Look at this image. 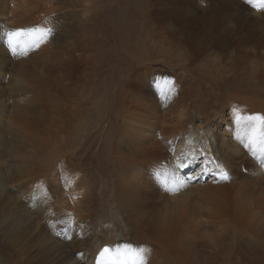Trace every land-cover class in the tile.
Here are the masks:
<instances>
[{"label": "rangeland", "instance_id": "obj_1", "mask_svg": "<svg viewBox=\"0 0 264 264\" xmlns=\"http://www.w3.org/2000/svg\"><path fill=\"white\" fill-rule=\"evenodd\" d=\"M28 1L31 7L25 16L0 13V153L6 152L0 156V176L6 160L12 189L9 208L0 209V223L11 210L19 216L26 208H37L40 227L47 229L52 215L75 211L81 203L88 215L77 226L82 237L89 243L95 235L108 241L115 226L120 229L121 220L127 226L141 211L168 217L165 202L174 201L164 197L171 193L169 171L190 159L180 154L179 147L191 154L216 144L222 147L217 148L216 157L207 153L211 167L205 163L201 172L205 175L203 170L208 168L210 179L195 189L187 178L192 207L188 215L198 228L185 232L188 220L180 219L179 231L175 219L181 217L177 216L170 220L168 233L173 240L174 235L182 237V246L192 250L198 264H264V163L254 162L250 144L240 154L219 145L238 126L237 114L264 116V10L247 0ZM39 28L52 31L37 45L34 41L39 40V33L31 30ZM17 30H24L25 35L13 51L7 34ZM23 85L31 88H27L30 94ZM46 97L52 98L49 103ZM255 104L262 107L253 111ZM223 118L232 124L226 125ZM201 129L209 133L206 139ZM247 132L251 138L252 128ZM260 132L264 133V126ZM226 139L230 145L236 136ZM102 147L109 153L108 172L99 160ZM20 148L25 152L19 153L16 149ZM259 152L257 146L255 154ZM196 159V163L202 160ZM43 180L48 182L42 187L49 197L42 205L37 202L40 196L33 195L29 201L26 189L20 188L29 182L41 186ZM123 185L137 186V196L145 204L128 208L120 219L121 206H116L121 189L126 188ZM75 197L82 201L77 204ZM57 199H69V203L57 206ZM62 219L56 220L55 230L68 242L75 225L71 217ZM69 243L57 257L39 258L33 264H76L84 250ZM175 243L170 241L166 253H161L164 259L147 252L136 263L164 264L169 259V264H175L170 256ZM0 256V264H5L8 257L1 247Z\"/></svg>", "mask_w": 264, "mask_h": 264}, {"label": "bare ground", "instance_id": "obj_2", "mask_svg": "<svg viewBox=\"0 0 264 264\" xmlns=\"http://www.w3.org/2000/svg\"><path fill=\"white\" fill-rule=\"evenodd\" d=\"M39 2V1H38ZM51 2V0H50ZM42 3V2H41ZM52 3V2H51ZM48 6V5H47ZM31 7V2H29L28 0H0V13H4V15L6 14L7 11L11 12V15L12 14H22L23 16H25V12H28L29 9ZM41 8V7H40ZM43 9H46V8H42ZM41 10V11H42ZM31 11V10H30ZM38 11L40 12L39 10V6H38ZM0 14V15H1ZM33 14V13H32ZM31 14V15H32ZM39 15V14H38ZM50 15V14H49ZM15 16V15H13ZM3 17V16H1ZM46 18V17H45ZM48 18V17H47ZM20 20V18H18ZM17 20V19H16ZM22 20V19H21ZM24 20V19H23ZM26 20V19H25ZM29 20V19H28ZM35 21H37L36 19H34ZM40 20V19H39ZM51 20V17L50 19ZM48 20V21H49ZM42 21H45V20H42ZM17 22V21H16ZM21 22V21H20ZM32 22V21H31ZM42 24V23H40ZM2 26H4L2 24ZM19 26V25H18ZM5 27V26H4ZM49 28V26H47ZM38 28V27H37ZM47 28V29H48ZM1 29V27H0ZM40 29V28H39ZM28 36H31L30 34ZM25 40V39H24ZM51 42V41H50ZM4 44V43H3ZM50 44V43H49ZM7 45V44H6ZM5 45V46H6ZM38 45V44H37ZM4 46V47H5ZM25 46V45H24ZM7 47V46H6ZM48 48V47H47ZM28 49V48H27ZM44 49V48H43ZM6 50H8V48H6ZM3 51V50H2ZM10 53V52H9ZM11 55V54H10ZM19 56V55H18ZM16 58V57H15ZM7 59V58H6ZM29 59V58H28ZM10 60V58H9ZM17 64H19L18 62H16ZM30 63V62H29ZM40 63V62H39ZM22 64V63H21ZM13 66V64H11ZM30 64H28L27 66H29ZM11 66V67H12ZM23 67V66H22ZM32 67V66H31ZM30 67V68H31ZM3 68V62L0 61V70ZM26 68V66H25ZM37 68V67H36ZM17 69V68H15ZM19 69V68H18ZM28 69V68H27ZM40 69V68H39ZM14 70V69H12ZM6 71V70H5ZM18 71V70H16ZM26 71V70H25ZM34 71V70H32ZM45 71V70H44ZM36 72V71H35ZM40 72V71H39ZM37 72V74L39 73ZM48 72V71H46ZM7 73V72H6ZM13 73V71H12ZM19 72H17L18 74ZM27 74H29V72H25ZM32 73V72H31ZM43 73V72H42ZM5 74V73H4ZM14 74V73H13ZM44 74V73H43ZM9 76V75H8ZM15 76V74L13 75ZM18 76V75H16ZM22 77V75H20ZM28 76V75H27ZM27 76H25L24 80L26 79L27 80ZM36 76V74L34 75ZM48 76V75H47ZM9 78V77H8ZM48 79V78H47ZM17 80V77L16 79ZM41 81V79H39ZM31 82H28V83H34L32 82L33 80H30ZM38 82V81H37ZM43 82V81H41ZM48 82V81H47ZM27 83V84H28ZM18 84V83H17ZM24 84V83H22ZM26 84V82H25ZM29 85V84H28ZM19 86H22L21 84H19ZM26 90L28 91L27 93H29V89L28 87H26L25 85H23ZM34 86V85H32ZM93 87V86H92ZM12 88V87H11ZM15 88V87H13ZM18 88V87H17ZM29 90H28V89ZM35 88L32 87V89ZM37 88V86H36ZM43 88V87H42ZM47 88V87H46ZM41 89V88H39ZM51 89V88H50ZM53 89V88H52ZM4 90V89H3ZM2 90V91H3ZM11 90V89H10ZM34 90V89H33ZM32 90V91H33ZM38 89H36L35 91H37ZM12 91H15V90H12ZM18 91V90H17ZM31 91V92H32ZM8 92V91H6ZM10 92V91H9ZM19 92V91H18ZM38 92H40L38 90ZM48 92V91H47ZM51 92V91H50ZM44 93V92H43ZM16 94H18L16 92ZM14 95V96H17V95ZM22 94V93H21ZM24 94V93H23ZM30 94V93H29ZM29 94L27 96H29ZM47 94V93H46ZM51 94V93H50ZM36 94L34 93L33 96H35ZM45 96V94H42ZM53 95V94H52ZM9 96V95H8ZM26 96V98H27ZM32 96V94H31ZM30 96V97H31ZM39 96V95H37ZM57 96V95H56ZM41 97V96H39ZM12 98V97H11ZM25 98V97H24ZM32 98V97H31ZM46 98H49V97H46ZM3 99V98H2ZM6 99V98H5ZM16 99V98H15ZM29 99V98H28ZM40 99V98H39ZM45 99V98H44ZM50 99L52 98H49L47 100H49L47 103L50 102ZM21 100V99H19ZM82 100V99H81ZM103 100V99H102ZM38 101V100H37ZM54 101V100H53ZM104 101V100H103ZM11 102V101H10ZM9 102V103H10ZM32 102V101H31ZM41 103V101H39ZM43 102V101H42ZM58 102V101H56ZM61 102V101H60ZM97 102V101H96ZM99 102V101H98ZM105 102H106V99H105ZM12 103V102H11ZM21 103V102H20ZM36 103V101H35ZM38 103V102H37ZM52 103V102H51ZM59 103V102H58ZM56 103V104H58ZM63 103V102H61ZM82 103V106H83V103L84 102H81ZM86 103V102H85ZM91 103V101H90ZM46 103H43V104H39L38 103V106L39 105H44L45 106ZM53 104V103H52ZM64 104V103H63ZM62 104V107H64V105ZM94 104V103H93ZM104 104V103H102ZM10 105V104H8ZM16 105V104H15ZM14 105V106H15ZM17 105L19 106L20 104L17 103ZM23 105V104H22ZM33 105V104H32ZM37 105V104H36ZM35 105V106H36ZM47 105V104H46ZM60 105V104H59ZM101 105V104H100ZM105 105V104H104ZM1 106V104H0ZM4 106V105H3ZM49 106V105H48ZM47 106V107H48ZM61 106V105H60ZM87 106V105H86ZM103 106V105H101ZM17 107V106H16ZM20 107V106H19ZM18 107V108H19ZM67 106H65L64 108H66ZM90 107V106H88ZM87 107V108H88ZM255 108H252L253 111L254 110H257V109H260L262 107V105L260 104H255L254 106ZM34 108V107H33ZM38 108V107H36ZM40 108V107H39ZM38 108V109H39ZM70 109V107H67ZM6 109V108H5ZM4 109V110H5ZM24 109V108H23ZM45 109V108H44ZM102 109V108H100ZM104 109V107H103ZM1 110V109H0ZM9 110V109H8ZM16 110V108H15ZM18 110V109H17ZM34 110V109H33ZM42 110V109H41ZM32 111V109H31ZM53 111V110H52ZM68 111V110H67ZM103 111V110H102ZM101 111V112H102ZM106 111V109H105ZM4 112V111H3ZM9 112V111H8ZM36 112V111H35ZM41 112V111H39ZM38 112V113H39ZM86 112V111H85ZM88 112V111H87ZM14 113V112H13ZM46 113V112H45ZM66 113L68 112H65V116H66ZM7 114V113H6ZM37 114V113H36ZM41 115V113H39ZM47 114V113H46ZM54 114V113H52ZM4 115V114H2ZM70 115V114H69ZM9 116V114H8ZM37 116V115H36ZM62 117L63 118H65ZM38 117V116H37ZM135 117V116H134ZM36 118V117H35ZM40 119V118H39ZM37 118V120H39ZM48 119V118H47ZM59 119V118H57ZM61 119V120H62ZM41 120V119H40ZM64 120H68L67 118L64 119ZM42 121V120H41ZM223 123H225L226 125H231L232 123L231 122H228V118H223L222 119ZM13 122V120H12ZM48 122V121H47ZM62 122V121H60ZM67 124L68 122L65 121ZM15 123V122H13ZM32 124V123H31ZM42 124V123H41ZM50 124V123H49ZM85 124V123H84ZM63 125H66L65 123ZM138 125V124H137ZM43 126V125H42ZM136 126V125H135ZM37 127V126H36ZM52 127V126H51ZM44 128V127H43ZM247 128L248 127H245L243 124H238V126L234 125L233 126V131L232 132H227L225 134L224 137H222L220 139V144L219 145H226V146H223L227 149L228 152L232 153V154H240L242 152H244V150H246L245 148L248 147L249 145V135H248V132H247ZM3 129V128H2ZM202 130V129H201ZM14 131V130H13ZM135 131V130H134ZM212 131V130H210ZM5 132V131H4ZM3 132V133H4ZM49 132V130H48ZM192 132V131H191ZM14 133V132H13ZM16 133V132H15ZM14 133V134H15ZM63 133H65L63 131ZM201 133V132H200ZM202 133H205V139L206 137H208L207 135V132H205L204 130H202ZM213 134V133H212ZM1 135V134H0ZM141 135H144V134H141ZM140 135V136H141ZM28 136V135H27ZM214 136V135H213ZM228 136H236V139L234 141H232V143L229 145V143L227 142L228 139H226ZM0 137H3V136H0ZM23 137V136H22ZM5 138V137H4ZM19 138V137H18ZM213 140L215 139V137L212 138ZM21 140V139H20ZM25 140V139H24ZM43 141V140H42ZM41 141V142H42ZM23 142V140H22ZM4 143V142H3ZM43 143V142H42ZM61 143V142H60ZM59 143V144H60ZM214 145V143H212ZM30 145H35V144H31ZM40 145V144H39ZM38 145V146H39ZM43 145V144H41ZM45 145V144H44ZM21 146V145H20ZM231 146V147H230ZM17 147V146H16ZM222 147V146H211L209 145V147H207L206 150H203V151H199V152H196V151H192L191 154L189 153V151H187V148L184 147V146H181L179 147L180 148V154L183 153L187 158L189 155L190 159L189 160H186L185 162L183 163H177V167H174V170H172V168L170 169L169 171V175L172 176L173 179H170L168 181H170V184L169 186H171V193L169 194L168 193V196L165 195V200H170V199H174V201L170 204H168V202L166 203L165 202V205H166V216L168 217H165L164 214L162 213H158L156 212L155 214H153L152 216H148L147 212L144 210L143 212L141 211V214H138L137 217H136V220L134 219V221L131 219H129L130 222H128V225L124 226V223L123 221L121 220V223L122 225H120V229L118 228V225L115 226L118 228V230L114 231V229H111L113 230L114 232L111 233V236L108 237V241L105 240V238L102 236H98V235H95L94 236V242L93 243H89L86 239H84L82 237V235L80 234L79 232V229L77 228V226L81 225V223L87 219L88 215H86L87 213V210H84L82 209V205L79 201H82L81 200V197H78L75 199L78 201V204L77 207H76V210H72L71 212H67V213H63V212H60L58 213V215L54 214L51 216L52 218V221H49V223H51V225H49V228L45 229L44 227H40V221H42V219H40V215L37 211V208L35 210L34 209H30V208H26L23 212V214L17 216V213L15 212H12V210L6 214L5 217H3L1 223H0V247L2 248V251L7 255L8 259L7 261L4 260V259H1V260H4L3 263L5 264H33L35 260H39V258L41 259H45L47 257H53L56 256V254H58V251L60 252H64L65 250H62L64 249L63 247L66 246V243H68L70 241L71 243V246H75L77 248H79L80 250H84L82 252L79 253V259H77V263L76 264H94L95 263V259H96V255L98 254L100 248L104 245V244H111L113 245V247L115 248L116 252L120 255V260L125 262L126 264H133V258L137 256V252H138V245L141 246L140 249H145L146 251L144 253H147L148 252V256H159V257H162L161 253H163V251L165 252L166 249H168V245H171L170 244V241H178V246L177 247V244L175 243L174 244V250L172 251L171 253V257L173 258V261L176 262L175 264H198V259L196 257H193V253H192V250H187V248H184L182 246V237L179 238V236H175L174 235V240L171 239L168 231L170 230L171 226H170V220H174L177 216L178 217H181V218H178V219H175L178 223L177 225H180L179 227V231H182V228H181V223L184 220H188L187 222H185L187 225L184 227V230L185 232H193V231H196V229L198 228V225L195 223L194 220H192L190 217H189V213H188V210L190 209L191 205L189 203V199H187V196H189L188 192L191 190V186H188L187 185V178L191 181V183L194 184V187L195 189L198 188L200 189L201 187V183L204 182V181H207L210 179L207 178L206 176H208V174H212L211 172L208 171V168H206L204 171V174L201 173L202 172V168L203 166H205L206 164L209 166V168L211 167V164L209 162H207L206 160L208 158L211 159L212 161V158L208 155L207 153H210L212 155H214V157H216V150L218 148V150H220L219 148ZM232 148V149H231ZM4 149V148H3ZM15 149V148H14ZM25 149V148H24ZM24 149L20 148V149H16L19 153L22 152H25ZM6 150V149H5ZM32 150V149H31ZM35 150V149H34ZM42 151V149H39ZM1 148H0V152H1ZM37 151V150H36ZM46 151V150H44ZM9 152V150H8ZM51 152V151H49ZM43 153V152H42ZM41 153V154H42ZM260 155H259V161L264 163V157L262 156V151L259 152ZM2 153H0V156L3 157L2 155L6 154V152H3V154L1 155ZM12 154V153H10ZM16 154V152H15ZM40 154V153H38ZM37 154V155H38ZM49 154V153H48ZM51 154V153H50ZM108 151L107 149H105V147H102V150L98 153L99 155V160H101L100 163H102V168H103V171L105 172H108ZM112 154V153H111ZM129 154V153H128ZM127 155V154H126ZM7 156V155H6ZM12 156V155H11ZM10 156V157H11ZM16 156V155H15ZM21 156V155H20ZM26 156V155H25ZM33 156V154L31 155ZM112 156V155H111ZM8 157V156H7ZM14 157V156H13ZM22 157V156H21ZM43 158L45 156H42ZM41 158V157H40ZM196 158H199V159H202V160H199L197 163H196ZM230 158V157H229ZM10 159V158H9ZM8 159V160H9ZM13 159V158H12ZM32 159V158H30ZM42 159V158H41ZM44 159H48V158H44ZM29 160V159H27ZM30 161V160H29ZM14 162V161H13ZM18 162V161H17ZM32 162V161H31ZM113 162V161H112ZM111 162V163H112ZM135 162V161H133ZM254 162H258V161H254ZM7 161L5 160L4 163L2 162V166L4 167V174L2 176H0V209H2V207H5L7 206V208H9L10 204H8L9 200L12 198L11 196V186L9 184V181H10V176H8V173H9V167L8 165L6 164ZM20 163V162H19ZM25 163V162H24ZM206 163V164H205ZM16 164V163H15ZM23 164V163H22ZM18 165V164H17ZM24 165V164H23ZM22 165V167H23ZM31 165V163H30ZM196 165H199V168H196L197 166ZM50 166V165H49ZM100 166V167H101ZM110 166V165H109ZM1 167V166H0ZM21 167V168H22ZM173 167V166H172ZM183 167H188L187 168V171L184 172L183 171ZM17 168H19V166H17ZM20 169V168H19ZM29 169V168H28ZM38 169V168H37ZM46 169V168H45ZM109 169H112V168H109ZM24 170V169H23ZM197 170V171H196ZM1 171V170H0ZM32 171V170H31ZM46 171V170H45ZM18 172V171H16ZM20 172V171H19ZM23 172V171H22ZM188 172V174H187ZM137 173V172H136ZM134 172V174H136ZM18 174V173H17ZM16 174V175H17ZM21 174L20 173V177H21ZM29 174V173H28ZM138 174V173H137ZM201 174V175H200ZM15 175V174H14ZM54 175V174H53ZM57 175V174H56ZM121 175H124V174H121ZM46 176V174H45ZM138 176V175H137ZM213 176V175H212ZM127 177V176H126ZM19 178V177H18ZM23 178V177H22ZM48 178V177H47ZM46 178V179H47ZM131 178V177H130ZM140 178V177H139ZM39 179V178H37ZM109 179V178H108ZM127 179V178H126ZM136 180H138L137 178H135ZM260 179V178H258ZM16 180V179H15ZM71 179L69 178L68 181H70ZM88 180V178H87ZM128 180V179H127ZM132 180V179H130ZM12 181V180H11ZM33 181V179L31 180ZM42 182V180H40ZM44 181V180H43ZM49 181V180H48ZM65 181V180H64ZM67 181V179H66ZM90 181V180H89ZM129 181V180H128ZM142 181V180H141ZM29 182V181H28ZM37 182H39V180H37ZM45 182V181H44ZM55 182H58L57 180ZM85 182V181H84ZM125 182V181H123ZM132 182V181H131ZM136 182V181H135ZM33 183V184H32ZM35 182H29V184H25L22 186H25L23 188H20V189H26V193H28V200L30 201L32 198L33 195L35 196H40L39 199H38V203H40L41 205L43 204V201L45 199V197H49L48 195V192L45 190L47 188H43L42 186L46 187V183L48 182H45L43 183L41 186H38L39 184H34ZM72 183V182H70ZM94 183V182H93ZM118 183V181H117ZM18 184V183H17ZM138 184V183H137ZM120 185V184H119ZM129 185V184H128ZM124 186L123 187H126V188H123L121 189V192H120V201L119 203L117 204L118 206L117 209L119 208V205L121 206L120 207V212H119V218L122 219L120 215H123L122 212H125L128 208L129 209H133L135 210L136 208L134 206H140L141 208L143 207V204H145V200H142L140 199L137 194H139V192L137 193V191H140L138 188H134V189H129L127 186ZM139 185V184H138ZM145 185V184H144ZM209 185V184H208ZM208 185H205L208 187ZM112 186V185H111ZM116 186V185H115ZM118 186V184H117ZM204 186V187H205ZM14 187V186H13ZM71 187V186H70ZM206 187V188H207ZM28 188V189H27ZM77 188V187H76ZM15 189V188H14ZM73 189V188H72ZM87 189V188H86ZM109 189V188H108ZM18 190V189H16ZM49 190V189H48ZM206 190V189H205ZM209 190V189H208ZM25 191H21L22 192H25ZM83 191V190H82ZM152 191V190H151ZM204 191V190H203ZM13 192V191H12ZM106 192V191H105ZM147 192V191H146ZM170 192V191H169ZM76 193V192H75ZM79 193V192H78ZM115 193V192H114ZM203 194V193H202ZM19 195V194H18ZM23 195V194H22ZM26 196V195H25ZM73 196V195H72ZM171 196V197H170ZM19 197V196H18ZM61 198H63L62 196H60ZM19 198H22V197H19ZM35 198V197H34ZM108 198V197H107ZM105 198V199H107ZM116 198V197H115ZM118 198V197H117ZM207 198V197H206ZM210 198V197H209ZM18 199V198H16ZM47 199V198H46ZM205 199V198H204ZM212 199L215 200V198L212 197ZM21 200V199H20ZM23 200V199H22ZM66 200H69V199H57L55 201L56 205L57 206H60V204H62L63 202L64 203H69L68 201ZM116 200V199H115ZM207 200V199H206ZM210 200V199H209ZM33 201V200H32ZM52 201V200H51ZM148 202V201H147ZM36 204V203H35ZM116 204V203H115ZM21 205V204H20ZM25 206V205H24ZM103 206V205H102ZM23 207V206H22ZM37 207H39L37 205ZM102 208V207H101ZM192 208V207H191ZM93 209V208H92ZM98 209V208H97ZM122 209L124 211H122ZM104 210V208H103ZM192 210V209H191ZM74 211V212H73ZM132 213V212H130ZM140 213V212H139ZM94 214V213H93ZM189 214V215H188ZM194 214V213H193ZM3 216V215H2ZM118 216V215H117ZM124 216V215H123ZM44 217V216H42ZM67 218V219H71L73 221V224L75 225L74 226V229L73 231H71V237H70V240L67 241L68 242H65V238H61L58 236V228L55 230V227H56V220L57 219H62V218ZM45 218V217H44ZM129 218V216H128ZM1 219V218H0ZM89 219V218H88ZM91 219V218H90ZM182 221H181V220ZM63 220V219H62ZM126 221V220H125ZM90 222V221H89ZM120 222V221H119ZM184 222V221H183ZM43 224V223H42ZM48 226V225H47ZM103 226V225H102ZM87 227V226H86ZM83 230V229H82ZM108 230V229H107ZM132 232H134L135 234H132ZM88 235V234H87ZM84 236V235H83ZM135 237H136V240H135ZM130 239L133 241H136L135 244H133V242L130 241ZM171 239V240H170ZM122 242V243H121ZM193 242V241H192ZM69 243V244H70ZM156 246V247H155ZM68 252V251H67ZM166 253V252H165ZM60 255V254H59ZM65 256V254H63ZM62 255V256H63ZM0 257H3V256H0ZM57 257V256H56ZM55 257V258H56ZM147 257V256H146ZM164 257H169V256H164ZM156 258V257H155ZM60 259V258H59ZM161 259V258H160ZM162 259H164L162 257ZM67 260V259H66ZM42 261V260H40ZM53 261V260H52ZM156 261V260H155ZM171 261V260H170ZM1 262V261H0ZM49 262V261H48ZM137 261L135 260V264ZM158 262V261H157ZM161 262V261H160ZM205 262V261H204ZM163 263L164 264H169V259H167V261L163 260ZM160 264V263H159Z\"/></svg>", "mask_w": 264, "mask_h": 264}, {"label": "snow or ice", "instance_id": "obj_3", "mask_svg": "<svg viewBox=\"0 0 264 264\" xmlns=\"http://www.w3.org/2000/svg\"><path fill=\"white\" fill-rule=\"evenodd\" d=\"M249 4L253 7H256L260 10H264V0H247ZM32 32L39 33V40L34 41L35 43H39V41L43 40L52 30L51 29H33ZM8 35V43L15 51V46L20 43V40L25 35L24 30H17L14 32H10ZM237 124H243L245 127L252 128V136L249 140V144L253 147V154H255V150L257 146H259L260 151L264 152V133L260 132V128L264 126V116L254 115L248 117H242L237 114L236 117ZM258 134L259 137L258 138ZM223 179H227V176H223ZM145 249H139L137 256L133 258V264H135V259H142V254L145 252ZM97 264H116V259L110 254V249L105 247L99 253V257L97 260ZM146 264V262H145Z\"/></svg>", "mask_w": 264, "mask_h": 264}]
</instances>
